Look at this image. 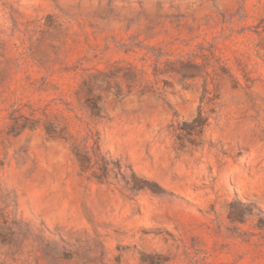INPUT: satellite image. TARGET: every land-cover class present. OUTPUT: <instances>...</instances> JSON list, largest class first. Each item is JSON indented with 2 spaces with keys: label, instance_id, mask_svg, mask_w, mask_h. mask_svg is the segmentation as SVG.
<instances>
[{
  "label": "rangeland",
  "instance_id": "1",
  "mask_svg": "<svg viewBox=\"0 0 264 264\" xmlns=\"http://www.w3.org/2000/svg\"><path fill=\"white\" fill-rule=\"evenodd\" d=\"M0 264H264V0H0Z\"/></svg>",
  "mask_w": 264,
  "mask_h": 264
},
{
  "label": "trees",
  "instance_id": "2",
  "mask_svg": "<svg viewBox=\"0 0 264 264\" xmlns=\"http://www.w3.org/2000/svg\"><path fill=\"white\" fill-rule=\"evenodd\" d=\"M86 105H87V107L90 110L92 109V113H93L94 116H98V117H101L102 116V107H101V105H99L98 101H93L91 103V97H90V98L87 99V104ZM133 178H134L133 180L135 182L134 185H130L129 181L126 180V185L130 189H134V188H136V189H139V188H148L152 192H156V193L165 190L157 182L151 181V180L146 179V178H143V177H138V176H136L135 173H133Z\"/></svg>",
  "mask_w": 264,
  "mask_h": 264
}]
</instances>
